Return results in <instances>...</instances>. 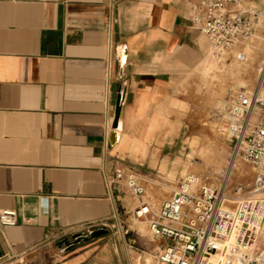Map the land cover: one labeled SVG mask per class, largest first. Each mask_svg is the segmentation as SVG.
I'll list each match as a JSON object with an SVG mask.
<instances>
[{
	"label": "crops",
	"instance_id": "crops-1",
	"mask_svg": "<svg viewBox=\"0 0 264 264\" xmlns=\"http://www.w3.org/2000/svg\"><path fill=\"white\" fill-rule=\"evenodd\" d=\"M194 2L0 0V211L17 212L0 264H127L115 232L126 187L110 183L122 165L157 180V204L175 193L185 107L201 100L190 77L209 53ZM102 227L105 238L64 244Z\"/></svg>",
	"mask_w": 264,
	"mask_h": 264
},
{
	"label": "built area",
	"instance_id": "built-area-1",
	"mask_svg": "<svg viewBox=\"0 0 264 264\" xmlns=\"http://www.w3.org/2000/svg\"><path fill=\"white\" fill-rule=\"evenodd\" d=\"M115 0H109L114 9ZM193 27L207 40L216 57L234 55L247 60L243 48L260 28H264V0H195L190 7ZM114 21H110V30ZM260 86L255 92H228L223 105L224 126L219 131L230 142L232 156L242 158L254 170L250 189L235 187L233 207H228L226 189L189 174L178 184L173 197L159 212L143 200V180L131 169L118 166L112 184L124 183L138 199L137 219L149 223L161 249L148 259L139 252L127 264H216L224 258L235 264H264V59L260 65ZM110 133H106L109 144ZM17 224V212L0 211V228ZM134 250L133 246L129 247Z\"/></svg>",
	"mask_w": 264,
	"mask_h": 264
},
{
	"label": "rangeland",
	"instance_id": "rangeland-1",
	"mask_svg": "<svg viewBox=\"0 0 264 264\" xmlns=\"http://www.w3.org/2000/svg\"><path fill=\"white\" fill-rule=\"evenodd\" d=\"M206 43L209 51L207 62L199 73L190 77L192 81L194 78V82L199 83L200 106L185 107V152L178 171L179 175L171 191L173 193L177 190L181 178L195 174L209 185L225 188L227 199L230 200L227 205L233 207L236 199L235 187L242 185L250 189L254 170L242 158L232 156L230 142L219 131L224 126L222 108L230 90L255 92L259 88L260 65L264 59V28L258 29L250 44L243 48L247 55V60L244 62L238 61L234 55L216 57L207 40ZM260 96L264 98V91L261 90ZM176 160L174 154L169 160L170 169L174 167ZM145 180L147 182L143 184L146 194L143 199L148 202L152 198V208L155 212H159L162 204H157L152 194L154 185L158 184L157 180ZM126 193L127 206L120 207L118 228L115 230L117 242L123 247L125 257L127 253H131L132 259L135 260L139 252H145V256L152 260L163 246V242L153 238L146 220L135 217L134 210L139 205V201L128 189ZM130 227H134L135 232L130 231ZM108 235L109 233L101 238ZM130 246H133L134 250L130 249ZM213 261L216 264H235L231 260L217 257H214Z\"/></svg>",
	"mask_w": 264,
	"mask_h": 264
},
{
	"label": "water",
	"instance_id": "water-1",
	"mask_svg": "<svg viewBox=\"0 0 264 264\" xmlns=\"http://www.w3.org/2000/svg\"><path fill=\"white\" fill-rule=\"evenodd\" d=\"M122 103H123V95L121 94L118 97V102H117L116 111H115V118H114L113 125H112V128L114 130L112 135H111V139H110L112 145L116 144L118 139H119L117 130L120 127V117H121V112H122ZM108 233H109L108 229L106 227H102V228H100L97 231L92 232V233H81V234L75 235L73 237V242L65 240L64 244L68 248H73L79 243H88V242H90L92 240L99 239V238L107 235Z\"/></svg>",
	"mask_w": 264,
	"mask_h": 264
}]
</instances>
